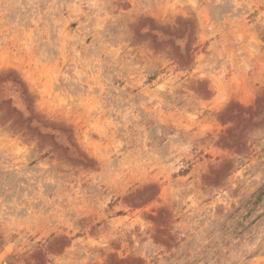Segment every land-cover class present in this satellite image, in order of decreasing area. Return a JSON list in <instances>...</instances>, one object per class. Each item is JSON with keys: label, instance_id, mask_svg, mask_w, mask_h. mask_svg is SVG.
Returning a JSON list of instances; mask_svg holds the SVG:
<instances>
[{"label": "rangeland", "instance_id": "rangeland-1", "mask_svg": "<svg viewBox=\"0 0 264 264\" xmlns=\"http://www.w3.org/2000/svg\"><path fill=\"white\" fill-rule=\"evenodd\" d=\"M0 264H264V0H0Z\"/></svg>", "mask_w": 264, "mask_h": 264}]
</instances>
